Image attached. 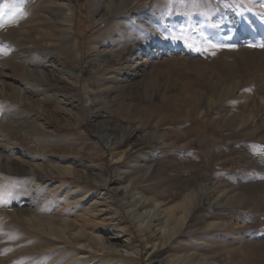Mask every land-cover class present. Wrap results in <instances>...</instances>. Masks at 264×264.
Segmentation results:
<instances>
[{
    "label": "rangeland",
    "instance_id": "374dc122",
    "mask_svg": "<svg viewBox=\"0 0 264 264\" xmlns=\"http://www.w3.org/2000/svg\"><path fill=\"white\" fill-rule=\"evenodd\" d=\"M69 1L66 39L58 0H0V264H264V0H132L98 21ZM192 59L240 82L213 113L181 102Z\"/></svg>",
    "mask_w": 264,
    "mask_h": 264
},
{
    "label": "bare ground",
    "instance_id": "6f19581e",
    "mask_svg": "<svg viewBox=\"0 0 264 264\" xmlns=\"http://www.w3.org/2000/svg\"><path fill=\"white\" fill-rule=\"evenodd\" d=\"M132 0H118V2H114L113 0H92V18L95 20V21H98V20H101V19H104L107 15H110L111 13H114V12H118V11H122L124 9H126L128 7V5H130ZM220 3V2H219ZM229 3V1L227 2ZM219 6V5H218ZM58 9L59 11H64L63 13V18H62V25L64 27V29L61 30V34H63L64 36L66 35V39H68L69 37H71V33H70V30L72 32V22H73V6H72V3L69 1V0H58V3H54V6L51 7V9H54L55 10ZM135 10V9H134ZM58 13V12H57ZM59 15V14H58ZM61 18V17H60ZM226 19V18H225ZM60 20V19H58ZM182 20V19H181ZM221 22H225L224 21V17L222 18ZM229 24H234L235 25V22H234V18H230V20L228 21ZM254 23V22H252ZM230 26V27H231ZM236 26V25H235ZM229 27V26H228ZM201 28V27H200ZM254 28V27H253ZM233 29V28H232ZM209 30V28H208ZM59 31V30H58ZM207 31V30H206ZM242 32V31H241ZM236 33H239L240 32H236ZM59 34V33H58ZM241 35V34H240ZM72 38V37H71ZM70 38V39H71ZM181 38V37H180ZM75 39V38H74ZM73 40V39H72ZM183 43L185 41H182ZM181 42V43H182ZM182 43V44H183ZM171 44V43H170ZM188 48V46H186ZM186 48V50L188 51V49ZM192 49V48H191ZM198 49V48H197ZM91 50H95L96 52L98 51L97 47L96 46H93L91 47ZM204 50V49H203ZM195 51H196V48H195ZM202 51V50H200ZM199 51V52H200ZM216 52V51H215ZM190 53V52H189ZM193 53V52H192ZM200 54V53H199ZM219 55V54H218ZM217 55V56H218ZM191 57V56H190ZM214 56L211 55L210 57H207L205 56L206 59H209V58H213ZM222 57V56H221ZM188 58V57H187ZM190 59V58H188ZM204 59V60H206ZM187 60V59H185ZM211 60V59H210ZM186 62H189L188 60ZM191 66L188 68L187 66L183 69H181V72L180 75L182 77L186 76L187 74H190V72H193L197 79H196V82H189L188 85L185 87V90L187 92L188 90V94L186 95H183L181 97V102L183 103L184 106H188V108H190L192 111L194 112H197V110L199 109V107L205 109L207 107V111H211L213 113V111H216V104L219 105V102H221L222 100H224L225 98H228L226 97L228 94L229 98H231L230 96L233 95V92H234V89H235V86H238L240 84V82L238 81H234L233 79L234 78V74L231 73V70L233 69V66L230 65V64H227V63H223V62H211V63H208V62H204L202 60H191ZM259 63V62H258ZM184 67V66H183ZM161 69V68H160ZM167 70V69H166ZM168 71V70H167ZM39 76V75H38ZM39 78V77H38ZM234 83V86L230 87L229 88V92L227 93V88H224L223 91H219V87L222 85V84H225V83H228V84H231V83ZM232 85V84H231ZM170 87V86H169ZM177 90V89H176ZM226 90V91H225ZM212 95V96H217L215 98V104L212 105V103L210 101H208V103L206 104L205 103V98H206V95ZM204 101V102H203ZM173 104V103H172ZM220 106V105H219ZM161 108V107H160ZM184 109V108H183ZM158 110V109H157ZM167 110V109H166ZM160 111V110H159ZM180 111V110H179ZM191 111V113H193ZM163 112V111H162ZM161 112V113H162ZM231 112V111H230ZM195 114V113H194ZM232 114V113H231ZM7 116V115H5ZM25 116V115H24ZM176 116V115H175ZM229 116V115H228ZM27 118V117H26ZM25 118V119H26ZM163 118V117H162ZM162 118H159V121L160 122L162 120ZM188 118V117H187ZM180 119V118H172V123L174 124H179V123H182L183 121H186L187 123H191L193 125V127H195V125H200L199 122V119H194V118H189V119ZM227 118V116H226ZM229 118V117H228ZM227 118V119H228ZM165 120V119H164ZM168 121V120H167ZM230 121V120H229ZM105 122V121H104ZM241 120H239V123L238 124H241ZM30 124H34L32 121H29V125ZM35 125V124H34ZM103 126V125H102ZM36 128V126H35ZM133 130H131L132 132ZM98 133L100 134V138L104 139L105 141H107L108 143H111L109 141V136H107L106 134V130H101V131H98ZM129 134V133H128ZM107 136V137H106ZM10 140H8L7 138H4L3 140L0 139V156L3 154V151H5V149H9L8 147L10 145H12V149H14L13 147L15 146V144H11L9 142ZM6 154H7V151H6ZM124 155V154H123ZM1 165H5V166H8L11 168V170L15 173H21V174H31V173H37L38 175H43V176H47V175H44V174H47L48 172L47 171H38V170H32L33 168L32 167H28L27 165H25L22 161H17V160H13L11 158H9L8 156H6V158H3L2 159V164ZM75 171V170H74ZM55 173V175L57 176H63L61 172H51L50 174L53 175ZM194 180V179H193ZM101 181V184H104L105 180L104 179H100ZM107 181V180H106ZM202 188V187H201ZM203 189V188H202ZM11 190V189H10ZM9 190V192H10ZM14 190V189H12ZM66 190H71V186H68L66 188ZM19 191V190H18ZM14 192V191H12ZM10 192V193H12ZM86 192V190H83L81 193L79 192H76L75 193V196H81L83 195L84 193ZM87 193V192H86ZM13 194V193H12ZM121 194V193H120ZM206 199L208 200V202H205V199L202 200V197L201 195H199V198H198V201H197V204L195 205H200V202L203 201V203H208L210 206L214 207V209L217 210V208H219V205L218 204H215V201L212 202L213 200H210L211 198L209 197H206ZM206 200V201H207ZM124 201V200H123ZM128 204V203H127ZM188 204L189 202L187 201L186 197L184 199H182L180 201V203L176 204V208H180V210H182L184 213L188 210ZM131 208V206H130ZM172 208V207H171ZM133 209V208H132ZM132 211V210H131ZM169 215L172 213V209H169ZM167 211V212H168ZM182 212V213H183ZM168 214V213H167ZM139 215V214H137ZM168 215V216H169ZM167 216V215H166ZM174 216V215H173ZM184 216V215H183ZM165 218V217H163ZM169 218V217H168ZM179 218V217H178ZM170 219V218H169ZM175 220V218H173ZM180 219V218H179ZM179 219H176L174 222H175V226H172L171 223L168 224L166 220H164V223L163 225H161L160 227H162L163 229V234L166 235V240L167 238H169L170 236H172L173 234L176 233V227H178V220ZM183 219V218H182ZM143 220V219H142ZM177 221V222H176ZM173 222V221H172ZM183 223V222H181ZM142 224V221L139 222V225ZM47 225L49 226V224L47 223ZM182 225V224H181ZM180 225V227H181ZM59 226L61 227V231L62 232H66V227L69 226L68 222H66L65 219H61L60 223H59ZM77 233V236H83L84 233L82 230H77L76 231ZM163 239V238H162ZM161 239V240H162ZM165 239V238H164ZM164 240V241H166ZM169 240V239H168ZM167 240V241H168ZM162 241V242H164ZM90 243V242H89ZM87 244L85 246H91L90 244ZM116 250V249H115ZM114 251V250H113ZM132 251V250H131ZM130 252V251H129ZM134 252V251H133ZM174 256V255H173ZM176 256V255H175ZM188 257V255H187ZM177 258H183L182 256H179ZM128 259V258H127ZM191 261V260H190ZM164 262V261H163ZM167 262V261H165ZM162 263V261H161ZM128 264H131V263H128Z\"/></svg>",
    "mask_w": 264,
    "mask_h": 264
},
{
    "label": "snow or ice",
    "instance_id": "6c2138e0",
    "mask_svg": "<svg viewBox=\"0 0 264 264\" xmlns=\"http://www.w3.org/2000/svg\"><path fill=\"white\" fill-rule=\"evenodd\" d=\"M3 25L0 24V27H2ZM206 43L213 49H219V48H222L224 47V45H219V44H215V43H212L211 41H206ZM253 47H255L256 45H252ZM259 47H264V44L262 45H259ZM215 53H213L214 55Z\"/></svg>",
    "mask_w": 264,
    "mask_h": 264
}]
</instances>
